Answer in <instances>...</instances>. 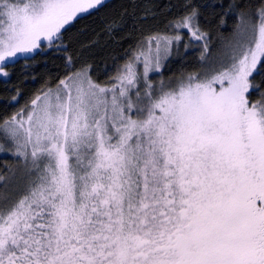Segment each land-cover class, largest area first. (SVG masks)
<instances>
[{"label": "snow or ice", "instance_id": "obj_1", "mask_svg": "<svg viewBox=\"0 0 264 264\" xmlns=\"http://www.w3.org/2000/svg\"><path fill=\"white\" fill-rule=\"evenodd\" d=\"M103 5L0 0V76L59 50ZM198 15L149 37L110 86L71 72L0 120V151L20 166L0 175V264H264V92L251 79L264 74V4L240 11L216 63L156 87L180 30L203 42L201 60L211 51Z\"/></svg>", "mask_w": 264, "mask_h": 264}, {"label": "trees", "instance_id": "obj_2", "mask_svg": "<svg viewBox=\"0 0 264 264\" xmlns=\"http://www.w3.org/2000/svg\"><path fill=\"white\" fill-rule=\"evenodd\" d=\"M262 4L264 0H104L103 6L66 26L68 30L59 50H38L27 57H18L14 66L5 69L9 76H0V120L20 111L47 86L55 88L58 80L71 72L86 68L96 83L110 86L118 69L149 37L173 35L177 29L172 22L195 7L200 28L210 34L211 51L201 60L202 41L193 40L186 30H180L181 40L188 36L189 44L184 49L180 42L173 47L161 68V81L154 83L156 87L161 82L175 86L181 77L200 72L202 64L220 56L223 42L231 38L241 10L255 14ZM251 79L258 92H264V74H254ZM258 92H253L251 100L259 98ZM17 94V100L13 101ZM9 147L5 144L0 151L3 176H12L20 167ZM16 179H21L19 173ZM16 188L17 184L10 182L8 193L14 195ZM3 190L4 184L0 182V194Z\"/></svg>", "mask_w": 264, "mask_h": 264}, {"label": "rangeland", "instance_id": "obj_3", "mask_svg": "<svg viewBox=\"0 0 264 264\" xmlns=\"http://www.w3.org/2000/svg\"><path fill=\"white\" fill-rule=\"evenodd\" d=\"M184 31V30H183ZM160 36H171V35H160ZM186 38V37H185ZM189 38H191V36H190V34H189ZM192 39V38H191ZM194 40V39H193ZM152 43H153V45L155 44V41H152ZM176 42H173V47L174 46H176ZM179 44H182V48L184 49L188 44H189V39H188V36H187V38L186 39H183V40H181L180 41V43ZM199 44L200 45H202V47H203V43L202 42H199ZM147 46H148V40H146L145 42H144V44L142 45V47L143 48H147ZM173 47H172V49H173ZM171 49V50H172ZM138 51H140V49H138L136 52H138ZM219 52H221V50L219 51ZM169 57V56H168ZM167 57V58H168ZM220 57V56H219ZM219 57L217 58V59H213V57H212V60L210 61V63H216L217 62V60L219 59ZM166 58V59H167ZM166 59H162V63H161V68H162V66H163V63L165 62V60ZM141 68H142V65H141ZM153 76V77H152ZM155 76H158L157 77V80L154 78ZM161 73L159 72V73H155V72H153V73H150V78H151V80H152V83L154 84L156 81L157 82H160L161 81ZM133 99H135V97L133 96Z\"/></svg>", "mask_w": 264, "mask_h": 264}]
</instances>
